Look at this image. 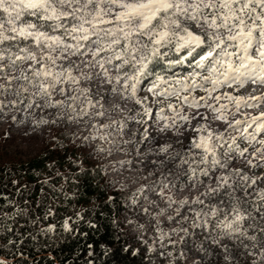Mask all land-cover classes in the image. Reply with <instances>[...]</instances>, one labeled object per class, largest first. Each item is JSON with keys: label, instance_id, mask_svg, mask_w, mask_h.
<instances>
[{"label": "snow or ice", "instance_id": "1", "mask_svg": "<svg viewBox=\"0 0 264 264\" xmlns=\"http://www.w3.org/2000/svg\"><path fill=\"white\" fill-rule=\"evenodd\" d=\"M185 63L201 71L175 80L155 71L156 66L172 69ZM145 81H150L143 89L147 95L141 96ZM248 85L264 88V0H0V117L9 124L5 140L17 125H30L32 132L42 126L51 130L85 117L103 119L117 109L124 113L129 103L134 106L120 118L92 124L96 133L85 136L80 147L100 140L110 147L98 146L93 152L111 155L113 150H124L131 156L135 149L139 154L141 143L154 142L151 126L145 127L148 122L143 119L153 115L152 104L160 105L155 113L160 133L182 135L183 125L197 119L182 114L185 106L205 107L225 125L217 131L199 124L192 129L196 135L180 151L172 153V145L165 144L158 152H149L166 157L153 164H171L177 157L179 164L162 174V181L131 193L128 198L134 206L150 194L163 198V190L175 186V169L184 165L179 175L188 181L185 186L203 189L191 201L168 197L169 207L178 205L175 216L168 217L178 227L169 232L157 228L159 235L152 245L141 241L150 264L157 256L167 264H264V171H260L264 169V111L245 113L243 119L229 117L232 108V117L241 110L264 108V93L234 94ZM225 88L232 91H222ZM196 91L204 95L197 97ZM113 97L118 102L106 109ZM133 124L140 127L132 131ZM129 132L130 139H110ZM124 145L129 147L125 150ZM132 162L122 161L121 166ZM0 199L10 206L9 210L0 206V229L20 237L0 244V249H16L12 259L0 256V264H13L16 257L28 261L20 246L37 236H25L7 224H19L18 217L28 211L2 194ZM112 200L110 195L108 201ZM52 214L49 209L43 219ZM76 217L83 219L81 213ZM71 219L63 220L64 233L75 231ZM89 227L95 229L96 224L90 222ZM55 232L54 224L40 229L46 237ZM88 248L86 264H95L96 252L92 245ZM100 248L102 256L115 257L118 251L133 257L141 254L127 244L119 250Z\"/></svg>", "mask_w": 264, "mask_h": 264}, {"label": "trees", "instance_id": "2", "mask_svg": "<svg viewBox=\"0 0 264 264\" xmlns=\"http://www.w3.org/2000/svg\"><path fill=\"white\" fill-rule=\"evenodd\" d=\"M191 66L185 63L169 69L160 65L156 66L155 71L175 80L181 74H186V69ZM177 70L179 74L175 73ZM149 83L145 81L143 85L148 87ZM71 134L64 128L51 129L40 149L25 158L17 153L0 151V194L28 211L26 216L18 217L19 224L11 221L7 224L25 236H37L35 240L29 238L20 246L30 259L24 261L16 257L13 264H86L89 259L86 254L90 250L88 245H92L96 252L93 258L95 264H150L142 251L135 257L119 251L115 257L100 255V245L117 250L125 244L138 248L121 232V213L127 195L112 189L100 163L73 143ZM13 181L18 183L13 184ZM110 195L112 201H108ZM25 200L28 201L27 205L24 204ZM0 206H3V210L10 208L4 199H0ZM49 209L53 214L45 220L43 217ZM76 213H81L83 219H78ZM69 217H72L70 224L75 229L72 234L64 233L61 227L63 220ZM34 219L38 224L32 223ZM90 222L96 224L95 229L89 227ZM48 224L56 225V232L46 237L40 234V229ZM7 238L20 237L0 229V244ZM14 251L16 249L12 246L0 249V256L12 259L11 253Z\"/></svg>", "mask_w": 264, "mask_h": 264}, {"label": "rangeland", "instance_id": "3", "mask_svg": "<svg viewBox=\"0 0 264 264\" xmlns=\"http://www.w3.org/2000/svg\"><path fill=\"white\" fill-rule=\"evenodd\" d=\"M186 74L183 75L190 76L193 72L201 71L197 69L195 65H192L191 68L186 69ZM179 74L180 72L177 70L175 72ZM87 86V85H85ZM147 86H141L142 90L139 93L141 96L147 95L146 92L143 91ZM95 91V89H94ZM104 89H100L99 92L96 93L97 97L103 93ZM224 92H231V89H223ZM264 93V88H254L252 85L246 86L244 89L239 90L234 93L235 95H240L247 97L250 94L253 96L260 95ZM220 93H214V95H219ZM195 96L199 97L204 95L201 91H196L194 93ZM57 99H61V97H57ZM117 98L113 97L109 102L105 105V108H111L113 103H117ZM172 103L176 104L178 101L172 100ZM209 104L214 103L212 100L207 101ZM221 103H227V101H221ZM234 103V102H233ZM131 103L124 107V113L128 112V109L133 107ZM218 106V105H217ZM160 105L152 104L151 109L153 115L144 116L143 119L148 123L144 125L145 127H150V132L152 137L154 138L153 143L144 142L139 145L140 153L137 154L136 150H132V155L128 156L125 154L124 150H113L111 155H109L108 151H104L102 153L93 152L96 147H102L104 149H108L110 144L105 141L95 140L88 144L87 147H84V151L87 153H93L91 157L98 161L102 166L104 176L106 180L110 183L112 189L117 191H122L127 195V200L125 202L124 211L121 213V222L123 225V233L128 237V239L132 240V242L142 251L144 256L149 260L150 263V254L145 250L146 246L141 242L142 240H147L149 245L153 244L155 238L159 235L157 228L163 229L164 232H169L171 229L178 227L175 221H169V216H175V209L177 208V204H172L171 207L168 206L166 202L168 197L171 196L172 199L176 201H180L183 199H191L198 194L199 191L203 189L196 188H188L185 185L188 181L182 176L179 175L182 172L183 168H186L187 165L181 167H177L175 169L176 178L173 180L174 187L164 189L163 198L159 195L150 194L149 199L140 198L139 204L134 206L132 204L131 199H129V195L133 192H136L142 185H149L153 182H159L164 179L162 174H166L169 168H172L173 165L179 164V157L177 160L173 161L171 164H153L152 161H160L162 159H166L164 156L159 155H149V152H158L159 148L165 144H171L172 148L170 152L175 153L180 151L185 145H187L190 141V138L196 135L195 132L192 131L193 128L197 127L199 124H206L209 128H212L217 131H222L225 125L217 121L215 119V114L210 112L205 107H200L198 110L195 108H188L185 106L182 109V114H187L190 116H196L197 119L192 120L191 124H184L180 129L182 135H173L172 132L160 133L156 127V117L155 113L159 110ZM99 108V105H97ZM96 109H92L91 111H95ZM235 109L232 108L229 112V117L234 119H243L245 118V113L249 116L255 114L259 111H264V108L256 109V110H241L240 113L235 115V117L231 116V112H234ZM124 113H121L119 109L114 111L111 116H105L103 119H92L89 120L85 117L84 120L73 121L67 126L58 125L54 126L51 129L59 130L60 128H64L66 131L71 132L72 140L75 141V144L79 146L82 144L83 138L85 136H89L96 133V130L92 128V124H100V123H109L113 119L120 118ZM198 113H201L205 116H208V120H203L200 118ZM15 113H12L14 115ZM167 115L171 116L172 112L167 111ZM39 115V114H38ZM51 119V115L48 116ZM10 120V116L8 117ZM139 125L133 124L131 125V130L135 131ZM9 124L3 117H0V151H4V153H17L21 157H29L36 153L37 150L40 149L41 144H43V140L48 138L50 134V130L48 126H42L36 132H32L30 125H17L12 127L10 138L5 140L4 134L8 131ZM28 132L25 135V132ZM104 132H108V129H104ZM131 138V132L128 133L127 136L118 137L113 135L110 139L117 140L118 142L123 139L127 140ZM139 138V137H137ZM129 146L124 145V149L126 150ZM133 161L131 164L125 163L121 166L122 161ZM239 166V163L237 164ZM247 170V169H246ZM260 171H264L261 169ZM172 179V177H169ZM207 183V181H206ZM114 185V187L112 186ZM123 186V189H121ZM195 207V206H194ZM147 208L148 211L145 213L144 209ZM163 212L161 215L160 213ZM179 219V218H178ZM129 221H132L129 224ZM143 225V227H141ZM173 239H178V237L173 236ZM159 249V244L155 245ZM179 247V246H178ZM175 252L176 249H173ZM154 264H167V262L163 261L159 256L156 257ZM180 264H184L183 261Z\"/></svg>", "mask_w": 264, "mask_h": 264}]
</instances>
